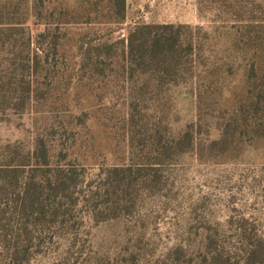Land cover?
I'll return each mask as SVG.
<instances>
[{
	"label": "rangeland",
	"instance_id": "obj_1",
	"mask_svg": "<svg viewBox=\"0 0 264 264\" xmlns=\"http://www.w3.org/2000/svg\"><path fill=\"white\" fill-rule=\"evenodd\" d=\"M33 1L47 23L36 25L29 16L32 42H44L47 59L27 72L30 104L0 112V179L18 168L19 189L31 177L43 180L42 198L56 211L47 209L35 228L16 208V195L5 191L0 264L15 251L14 237L26 233L30 264H264V140L239 131L240 148L232 154L186 151L159 163L148 148L160 114L145 119L141 101L128 95L132 80L118 70L119 48L95 60L98 70L95 55L83 61L80 49L126 39L142 24L181 25L180 39L191 36L194 57L225 63V78L236 85L237 66L251 65L264 49V0ZM48 33L63 37L64 46L55 49ZM239 50L247 56L238 59ZM190 76L166 77L182 84L166 97L172 109L163 118L172 139L197 120L184 85ZM206 116L198 134L203 141L217 136V117ZM38 143L51 151L46 161L34 157ZM70 173L72 181L51 191L54 178Z\"/></svg>",
	"mask_w": 264,
	"mask_h": 264
},
{
	"label": "trees",
	"instance_id": "obj_2",
	"mask_svg": "<svg viewBox=\"0 0 264 264\" xmlns=\"http://www.w3.org/2000/svg\"><path fill=\"white\" fill-rule=\"evenodd\" d=\"M39 9L40 4L33 0L26 2L0 0V60H4L0 62V67H5L0 69V112L12 109L24 110L33 100L30 97L33 91V79H27V72L37 70L40 62L47 59L41 49L44 47V42L38 45L32 42V29L29 26L31 14L35 15L36 25L47 23V19L39 15ZM182 28L185 26L171 23L142 24L129 31L126 39L100 42L87 48L83 45L80 47L84 50L81 60H90L92 52L95 55L92 60L98 70L99 61L95 60L103 56V58L111 57L114 49H117L114 47L119 48L121 53L116 58L123 64L117 65L118 70L121 67L126 79L132 80L128 84L130 85L127 89L128 95L134 100L141 101L147 110L143 114L145 119L149 120L151 113L160 114L158 121L152 123L149 128L151 148H148V152L156 155L159 163L167 161L175 153L186 151H194L198 156H202L204 151L212 153L216 149L226 155L232 154L240 148L237 141L240 136L239 131L250 134L255 140H264V49L257 50L256 58L251 65L237 66L239 82L234 85V82L225 78L229 71L226 69L228 65L217 61L209 65L207 58L203 60L202 57L199 59L194 57L196 53L191 36L188 35L184 40L180 39L181 32L178 30ZM49 29L48 27L40 30L36 38L38 40L44 38ZM5 31H23V34H19L21 38L24 35L27 37L23 40L17 39ZM205 36L209 38L207 33ZM47 37L50 41L49 33ZM51 42L54 44L53 47L59 50L64 46L65 39L62 37L57 41L56 37H52ZM183 42L187 44L189 51L186 59L184 57L187 49L181 48ZM48 45L49 42L46 46ZM31 47L37 48L33 52ZM236 54L238 59L247 56L244 50H239ZM9 64H16L14 71L8 67ZM200 66L204 69L199 78L196 76ZM181 73H191V79L185 81L184 85L187 95L193 97L197 120L172 139L164 125L163 117L172 109L171 105H167L169 101L166 97L175 93L182 84L178 83L177 78L166 79V77L178 76ZM134 77L136 78L133 79ZM136 108L137 105L133 106L132 110L135 112ZM206 115L217 117L214 126L217 136L203 141L198 134L203 127L204 117H208ZM38 147L40 149L34 150V157L37 160L43 158L44 161L49 159L51 151L41 143H38ZM9 172L14 175H4L0 179V196L7 190L11 194L14 193L16 208H19L26 217H30L28 219L31 221L28 224L31 222L35 228H38L44 219L42 215L45 216L48 212L47 209H55V206L42 198L45 188L42 186L43 180H35V176L32 178L31 175L29 176L31 178L19 189L18 168L10 169ZM72 179V173L68 174L66 180L60 177L54 178L51 191L62 189L65 182L69 183ZM30 234L26 233V237L24 234L23 240L20 234L14 237L16 249L3 264H30L27 258L28 247H26Z\"/></svg>",
	"mask_w": 264,
	"mask_h": 264
}]
</instances>
